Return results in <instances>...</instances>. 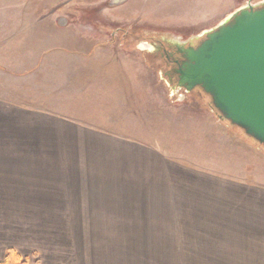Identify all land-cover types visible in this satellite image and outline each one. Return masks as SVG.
<instances>
[{
    "label": "crops",
    "instance_id": "0c3cea01",
    "mask_svg": "<svg viewBox=\"0 0 264 264\" xmlns=\"http://www.w3.org/2000/svg\"><path fill=\"white\" fill-rule=\"evenodd\" d=\"M46 11H0V17H5L0 18V262L6 250L14 248L28 258L27 264H36V260L30 262V255L40 254L41 246L29 252L20 245L34 243L21 225L33 222L28 209L49 207L48 201L54 202L51 206L72 207L74 212L123 209L125 221L130 207L189 208L205 213L217 205L219 196L233 207L241 197L240 189L264 207V184L254 188L241 176L235 181L215 177L128 138L133 136L127 129L139 128L143 121L138 122L137 115L131 120L128 112L134 110L123 107L134 106L128 82L139 75L136 70L128 72V62L120 52L138 49L137 42L121 41L115 47V40H104L103 34L97 38L96 24L80 29L66 23L63 9ZM71 13L96 15L95 9L72 8ZM97 28L100 33L109 30L101 24ZM113 48L118 55H112ZM134 119L137 122L131 123ZM79 144H84L85 158L100 163L118 160L120 167H79L72 161L81 157L65 151ZM258 222L264 224V219ZM218 255L205 254L211 264ZM226 255L239 254L232 250ZM39 256L38 264H46ZM185 261L192 264V259Z\"/></svg>",
    "mask_w": 264,
    "mask_h": 264
},
{
    "label": "rangeland",
    "instance_id": "374dc122",
    "mask_svg": "<svg viewBox=\"0 0 264 264\" xmlns=\"http://www.w3.org/2000/svg\"><path fill=\"white\" fill-rule=\"evenodd\" d=\"M262 1L126 0L115 9L112 0H0V11L63 9L66 23L85 30L94 23L97 38L103 34L104 40H115L116 47L121 41L134 45L140 38L147 44L160 37L183 42L199 40L235 10ZM72 8L95 9L96 15L73 16ZM100 24L109 30L100 33ZM137 45L138 49L128 47L127 53L120 52L128 62V72L136 70L139 75L137 80L128 82L129 91H133L129 99L134 100V106L123 107L134 110L128 112L131 120L137 115L138 122L143 121L139 128L127 129L133 136L128 138L158 149L171 161L192 165L215 177L221 175L235 181L241 176L252 187H263L264 149L228 122L219 120L209 107V98L198 94L199 89L185 92L172 88L167 78L158 73L150 48ZM111 53L118 55L119 51L113 48ZM134 120L131 123L137 122ZM82 146L65 149L81 157L72 161L79 167H120L118 160L100 163L85 158ZM241 191L233 207L223 196L205 213L189 208L130 207L126 209L127 221L123 209L80 208V212H74L72 207H55L51 206L53 201H48L49 207L28 209L33 222L22 224L21 228L29 231L34 243L20 245L31 252L40 244L39 253L46 264H184L186 259H192V264H211V257L205 256L210 252L219 254L213 257L217 260L214 264H264V256L254 255L264 254V224L258 222L264 219V207L257 206L255 199ZM82 215L86 217L81 218ZM79 219L91 222L78 223ZM232 250L239 255H226ZM40 254L30 255V262L38 261Z\"/></svg>",
    "mask_w": 264,
    "mask_h": 264
},
{
    "label": "water",
    "instance_id": "95a60500",
    "mask_svg": "<svg viewBox=\"0 0 264 264\" xmlns=\"http://www.w3.org/2000/svg\"><path fill=\"white\" fill-rule=\"evenodd\" d=\"M201 36L196 46L178 44L175 88L199 89L219 120L264 149V0L235 10Z\"/></svg>",
    "mask_w": 264,
    "mask_h": 264
},
{
    "label": "flooded vegetation",
    "instance_id": "af4514ba",
    "mask_svg": "<svg viewBox=\"0 0 264 264\" xmlns=\"http://www.w3.org/2000/svg\"><path fill=\"white\" fill-rule=\"evenodd\" d=\"M198 41V39H193L188 42H183L169 39L168 37L153 38L148 41V43L151 44L148 51L154 57V61L158 67V73L163 74L167 78L168 83L172 88H175V81L177 78V74L174 70L182 61L181 55L178 52V44L184 47L196 46ZM146 42L147 40L143 38L137 40V44L139 43V45L144 48L146 47ZM198 94L202 95V92L198 90Z\"/></svg>",
    "mask_w": 264,
    "mask_h": 264
},
{
    "label": "trees",
    "instance_id": "16d2710c",
    "mask_svg": "<svg viewBox=\"0 0 264 264\" xmlns=\"http://www.w3.org/2000/svg\"><path fill=\"white\" fill-rule=\"evenodd\" d=\"M232 127L239 130V134L242 133L241 129H239L238 127H236L234 125H232ZM242 136H244V134ZM251 142H253V141H251ZM0 264H27V259L23 258L15 249L8 248L5 252L4 260H3V262H0ZM36 264H38V261H36Z\"/></svg>",
    "mask_w": 264,
    "mask_h": 264
}]
</instances>
